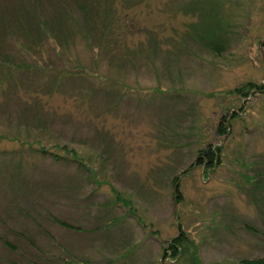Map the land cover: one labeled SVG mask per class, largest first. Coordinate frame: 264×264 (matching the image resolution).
<instances>
[{"label":"rangeland","instance_id":"obj_1","mask_svg":"<svg viewBox=\"0 0 264 264\" xmlns=\"http://www.w3.org/2000/svg\"><path fill=\"white\" fill-rule=\"evenodd\" d=\"M251 83L264 0H0V264L264 258Z\"/></svg>","mask_w":264,"mask_h":264},{"label":"trees","instance_id":"obj_2","mask_svg":"<svg viewBox=\"0 0 264 264\" xmlns=\"http://www.w3.org/2000/svg\"><path fill=\"white\" fill-rule=\"evenodd\" d=\"M36 28H35V31L38 35H48L47 32L50 31V27L49 25H45L44 23L39 25V24H35ZM102 36H105V33L102 32L101 33ZM212 48V47H211ZM214 49V48H213ZM216 52H219L218 50L214 49ZM264 85H261L259 86L258 84H249L248 85V90H246L244 92V94L246 95H249L251 93V91H258L256 88H263ZM221 127V126H220ZM219 131H222L223 134H226V133H229V126H224L223 128H220ZM208 146H211L212 145H208ZM211 147H207V148H204V150H207V151H200V153L202 154V152H205V160H208L210 161L208 163V165H206V167L208 169H211L210 166H212V168H214L216 166V163H215V157L221 155V152H222V144L218 145V147L216 149H211ZM210 149V150H209ZM58 155V154H57ZM72 160H78L81 162V160L79 159V157L74 154L72 156ZM248 178V181H250L252 178L247 176ZM178 178V177H177ZM255 181L253 182V187H256V188H262L264 190V182L260 179V178H257V177H254L253 178ZM118 199H121V197H119ZM60 224L66 226V227H73L71 224L65 222V221H62V220H59V219H56ZM185 244H184V241L182 238L178 239V238H174L172 241L170 242H167L165 245H164V254L166 255V257H169V256H174V257H177L181 251L182 248H184ZM246 263H249V264H264V258H259V259H256V260H250V261H245Z\"/></svg>","mask_w":264,"mask_h":264}]
</instances>
